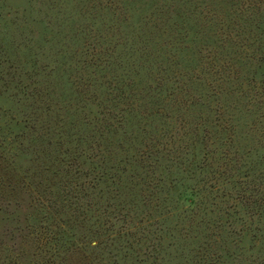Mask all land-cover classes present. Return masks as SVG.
<instances>
[{
    "label": "rangeland",
    "instance_id": "1",
    "mask_svg": "<svg viewBox=\"0 0 264 264\" xmlns=\"http://www.w3.org/2000/svg\"><path fill=\"white\" fill-rule=\"evenodd\" d=\"M263 94L264 0H0V264H264Z\"/></svg>",
    "mask_w": 264,
    "mask_h": 264
},
{
    "label": "trees",
    "instance_id": "2",
    "mask_svg": "<svg viewBox=\"0 0 264 264\" xmlns=\"http://www.w3.org/2000/svg\"><path fill=\"white\" fill-rule=\"evenodd\" d=\"M264 96V94H263ZM212 173V172H211ZM213 174V173H212ZM214 180L211 178V176H208V177H205L204 179L202 180H205L206 183H211L209 186L207 187H214L215 191H217L219 193V184H220V179L217 175H214ZM206 190V189H205ZM208 191V190H206ZM213 191V189H211L209 192ZM242 193L240 194H237V197L235 196V200H237L240 204L243 203L242 199L245 198V196H247L249 193H250V196L253 197V196H258L259 197V201H254L256 203H260L259 205L262 206L264 205V193H261V191H255V188L250 190L249 189V186L247 188H243L242 190ZM181 198H178V202L179 203H182L183 205H187L188 207L190 208H198V209H202V210H205L206 209V212L207 211H211L213 214H216L217 212L218 215L216 214V219L214 221V223H211V225H213L215 228H217L218 230H221L222 228L226 227V225H229L230 222L229 221H224L223 219V214L225 213V211L227 209H229L228 205L230 204V200L228 199V201H223L222 204L220 205H217V202L216 201H212L213 198H206L205 195H203L201 192H200V189H196L195 187H193V189H190L189 191H186L184 193H182L181 195ZM218 197V194L216 193V195L214 197ZM223 194L221 195V199L223 200L224 198L222 197ZM232 198V196H231ZM246 202V201H245ZM216 209V210H214ZM20 212L18 209H16L12 215H11V218L12 220L16 219V216L19 215ZM20 216V215H19Z\"/></svg>",
    "mask_w": 264,
    "mask_h": 264
}]
</instances>
